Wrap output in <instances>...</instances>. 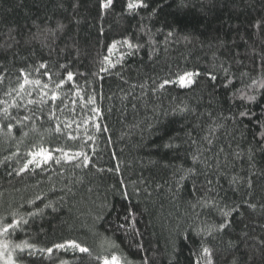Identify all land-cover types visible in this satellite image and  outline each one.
<instances>
[{"label": "trees", "instance_id": "trees-1", "mask_svg": "<svg viewBox=\"0 0 264 264\" xmlns=\"http://www.w3.org/2000/svg\"><path fill=\"white\" fill-rule=\"evenodd\" d=\"M105 2L0 0V219L28 221L22 264H264V0ZM21 70L40 84L17 95ZM37 145L88 164L17 175Z\"/></svg>", "mask_w": 264, "mask_h": 264}, {"label": "snow or ice", "instance_id": "snow-or-ice-1", "mask_svg": "<svg viewBox=\"0 0 264 264\" xmlns=\"http://www.w3.org/2000/svg\"><path fill=\"white\" fill-rule=\"evenodd\" d=\"M112 0H106L105 3L102 4V7L107 8L109 7V5H111ZM147 8L149 7L148 3H145L144 0H129L128 3V8L129 9H135V8ZM169 36L172 35L171 32L168 33ZM121 42L119 41H114L113 44L111 46H109L108 51L111 53L113 51V49L116 48L117 44H119ZM124 44L128 45L129 48L132 47V45L127 41H123ZM107 59V58H106ZM41 67H44V65L42 64ZM106 71V69H103ZM21 76L23 77V82L19 84V89L18 90H14L16 91L17 95H20L21 92H23L25 90V85L29 84V83H35L37 85L40 84L39 80L36 81H30L27 78V75L23 72V70H21ZM193 76V73H185L184 75L179 77V81L181 83V86H185V82L187 83H191V77ZM67 78L69 81H71L73 79L72 73H68ZM212 79H215V77H212ZM3 82V77H0V83ZM169 83V81L165 80L163 84H161V87L164 86V84ZM253 83H256V81H253ZM60 85H57V87H59ZM262 87H264V84L261 85ZM44 88H47V85L45 84L43 86ZM11 92L6 93V95H11ZM30 94V93H29ZM79 93H77L78 95ZM46 95V93H42V96ZM52 100H56L57 97L55 94H53V96L51 97ZM249 100H254L255 97L254 96H249L248 97ZM90 103L92 102L91 100L89 101ZM0 103H4V104H8L7 101H0ZM29 104L34 103V101L29 100L28 101ZM41 103H43V99L41 100ZM15 106L14 104L8 105L6 107H4L2 109L3 111V115L4 117L7 119L9 118V107H13ZM93 111H96L95 109H93ZM246 113L241 112L240 115L244 116ZM30 117L25 116L24 120L27 121L29 120ZM0 127H6L7 128V134L9 136L12 135V131H13V125L11 123H8L6 126H0ZM97 129L99 130V126H97ZM57 132L60 131L59 127H57L56 129ZM24 136H27L28 133L25 132L23 133ZM71 139H75V137H70ZM89 139H91V137H89ZM211 141H209L210 143ZM193 143H195V141H193ZM35 150L34 151H29L26 153V155L28 157H30L29 159L26 160V162L23 164V166L17 171V175H19L22 172H26L29 171V166H34L35 168H40L43 165L47 164L49 161L55 160V163L59 164L61 163V160H64L65 162H71L79 157H83V162L84 165L87 166L89 158L87 156L86 153L84 152H77L72 156H69V154L67 152H64L63 149H56V151L61 152V157L57 158L54 157L52 152L48 149H46L45 147H43L42 145H37L34 146ZM18 154V153H17ZM193 160L195 162L196 157H193ZM77 167H79V165H77ZM34 170V169H32ZM118 170V169H117ZM111 171V170H110ZM189 172H192V169L188 170ZM181 179H184V177H181ZM122 183V182H121ZM122 195L124 197L128 196V193L125 191L122 193ZM39 198V197H37ZM45 207H51V204L49 205H45ZM250 207H255V205H251ZM38 213H30V215L35 216ZM229 211H223L221 210V216L224 218H227L229 216ZM127 219V217H126ZM28 221L23 219V217H21L20 219H13L11 222H4L2 219H0V261H3V264H22V260L19 254L24 253L25 249H31L34 247V245L29 244L27 241H22L20 243H15L11 240V237L13 235L16 234L17 229L20 228L21 224H27ZM228 226L227 222H221L218 225L217 230H223ZM209 235H211V232H209ZM67 246L71 247L73 249L78 250L80 253H85V254H90V250L87 247L81 246L79 243H77L76 241H68L67 242ZM66 247V244H56L54 245V248H56L57 250L59 249H64ZM41 251H45V250H41ZM46 251L51 254L53 251V248H48L46 249ZM203 255L207 258L206 260V264H213L212 259H211V251L208 248H204L203 249ZM101 260V264H128V262L126 260H124L123 258H121L120 256L116 255V254H111L110 257L109 256H105L103 258H99ZM60 264H67V261H61ZM145 264H147V261H145ZM199 264V262H198ZM233 264H235V262H233Z\"/></svg>", "mask_w": 264, "mask_h": 264}, {"label": "rangeland", "instance_id": "rangeland-1", "mask_svg": "<svg viewBox=\"0 0 264 264\" xmlns=\"http://www.w3.org/2000/svg\"><path fill=\"white\" fill-rule=\"evenodd\" d=\"M191 80H192V82L190 84L185 82V86H182V87H190V86H192V84L194 82V75L191 77ZM179 84L181 85L180 81H179ZM29 167H31V166H29ZM0 264H3V261H0Z\"/></svg>", "mask_w": 264, "mask_h": 264}]
</instances>
